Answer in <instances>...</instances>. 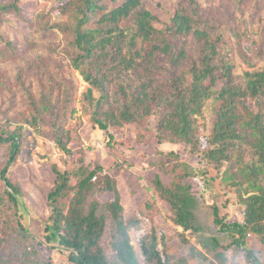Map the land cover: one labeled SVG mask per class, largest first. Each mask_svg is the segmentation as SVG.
I'll return each mask as SVG.
<instances>
[{
    "label": "trees",
    "instance_id": "16d2710c",
    "mask_svg": "<svg viewBox=\"0 0 264 264\" xmlns=\"http://www.w3.org/2000/svg\"><path fill=\"white\" fill-rule=\"evenodd\" d=\"M204 1L177 0L162 20L141 0H65L43 30L59 31L64 56L88 86L83 100L90 121L110 141V130L155 123V150L164 161L152 186L168 204L172 224L205 251L192 247L179 258L169 248L161 252L152 231L138 240L139 260L130 237L139 221L126 219L114 183L111 190L99 185L102 168L86 166L83 158L74 172L52 166L48 215L29 226L20 187L7 177L23 128L0 123V264H53L44 249L64 255L67 264H264V56L261 40L253 39L259 20L243 16L246 3L260 10L264 0H233L241 16L224 22L215 14L229 2L211 0L208 7ZM19 3L0 2V61L18 56L1 28ZM20 69L22 83L30 71ZM48 104L32 99L24 123L38 131ZM56 132L55 145L72 154L70 132L63 125ZM195 176L213 187L210 203L193 193ZM221 186L233 199L219 200ZM107 190L113 198L102 203L98 194ZM199 202L211 211V226L198 220ZM230 204L239 219L222 213Z\"/></svg>",
    "mask_w": 264,
    "mask_h": 264
},
{
    "label": "rangeland",
    "instance_id": "374dc122",
    "mask_svg": "<svg viewBox=\"0 0 264 264\" xmlns=\"http://www.w3.org/2000/svg\"><path fill=\"white\" fill-rule=\"evenodd\" d=\"M2 1L6 0H0ZM62 1L65 0H20L19 11L6 15L5 24L1 28L2 34L13 43L18 56L13 61H0V123L11 128H23L20 152L17 161L10 166L7 177L20 187L22 196L19 199L29 209V226L35 225L36 218L48 215L44 196L55 178L52 166L74 172L79 165L78 159L83 158L86 166L102 168V172L95 178L99 185L109 188L114 183V188L120 194L126 219L139 221L140 224L130 231L139 260L138 240L152 231L158 237V249L161 252L169 248L178 258L188 254L192 247L204 252L194 235L182 232L172 224L168 204L157 195L152 186L151 179L158 173L157 168L164 161L155 150V123L150 121L148 126L125 125L120 129L110 130L111 141L104 131L91 123L90 109L83 100V94L88 89L87 84L70 67L68 58L64 56V41H61L59 31L43 30V24L50 25L51 19L57 17V7ZM141 1L153 14L164 20L165 12L172 9L177 0ZM227 1V7L215 14V18L221 22L241 16L233 8V0ZM204 2L202 5L208 7L212 3L211 0ZM212 5L216 8V3ZM257 6L260 10H253L246 3L243 16L246 21L259 20L253 27L256 29L253 39L261 40L264 56V3L259 1ZM249 47L248 42L242 43L244 50ZM24 66L30 71V75L20 83L17 79L19 72L22 75L20 67L23 69ZM36 67L38 71L34 73L32 68ZM25 87L28 88V93ZM93 97L97 98V95L93 94ZM32 99L41 102L42 107L49 103L50 108L38 131L24 123L31 115ZM61 125L70 132L71 141L68 147L73 153L69 155L63 153L53 141V136ZM178 148L175 147L174 150ZM1 154L2 151L0 161H3L4 156ZM160 177L164 183H168V175L160 174ZM192 183L193 193L196 195L201 193L209 203L216 198L213 187L205 183L201 176H195ZM215 189L218 190L217 187ZM219 194V200L234 197L224 186H221ZM111 198L113 194L108 190L98 194L102 203ZM222 213H227L229 220L239 219V213L233 204L227 209L223 208ZM197 217L202 221L203 227L211 226V211L205 209L201 202ZM42 255L45 259L51 257L53 264H67L66 257L54 251L44 249ZM262 261L264 262V257Z\"/></svg>",
    "mask_w": 264,
    "mask_h": 264
}]
</instances>
